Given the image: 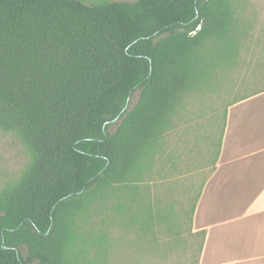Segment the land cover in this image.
I'll use <instances>...</instances> for the list:
<instances>
[{"label":"trees","instance_id":"16d2710c","mask_svg":"<svg viewBox=\"0 0 264 264\" xmlns=\"http://www.w3.org/2000/svg\"><path fill=\"white\" fill-rule=\"evenodd\" d=\"M249 10V0H0V134L27 157L0 186V264H116L122 224L136 252L183 244L187 213L173 198L193 192L175 174L205 129L190 119L197 100L235 86L243 63L252 76L237 86L249 92L226 110L264 91V61H243ZM226 110L219 135H205L215 155ZM164 166L173 178L159 184Z\"/></svg>","mask_w":264,"mask_h":264},{"label":"crops","instance_id":"0c3cea01","mask_svg":"<svg viewBox=\"0 0 264 264\" xmlns=\"http://www.w3.org/2000/svg\"><path fill=\"white\" fill-rule=\"evenodd\" d=\"M195 150L182 168L203 159ZM212 164L199 186L184 178L197 192L192 233H205L198 264H264V91L227 108Z\"/></svg>","mask_w":264,"mask_h":264},{"label":"rangeland","instance_id":"374dc122","mask_svg":"<svg viewBox=\"0 0 264 264\" xmlns=\"http://www.w3.org/2000/svg\"><path fill=\"white\" fill-rule=\"evenodd\" d=\"M85 1L95 2L98 0ZM113 1L133 2L135 0ZM249 3L250 10L247 13V18L251 21V49L248 53L244 54L243 61L246 63L251 62L256 64L260 61H264V0H249ZM244 64L245 63L239 66V68L235 71V74L233 73L234 80H236L235 86L231 85L230 82H227V84L222 87L220 92L211 93L205 98L197 100V104H195L196 114L191 115L190 119L196 125H205V129L197 130L196 134L198 137H200V139L195 150L196 155H204V157L203 159L202 156L196 158L199 161L197 162V166L193 165L182 168V170L179 171L180 173L178 172L175 174L176 178L182 179V186L184 185V178H186L185 181H188L189 174L197 177V186H199L202 179H205L211 173L213 166L212 161L216 151V149L211 147V145L212 143L213 145H216V140L205 138V135L211 131H216V128L219 135L226 107L236 98L244 96L249 92L242 89L245 88L244 86H237L241 83V80L247 79L248 73L252 74L251 68H248L247 64ZM139 95L140 92H136L133 95L131 107L137 103ZM214 121L215 123H213ZM115 128L116 126H113L111 131L115 130ZM26 162L27 157L22 152V148L19 146V144L12 137L0 134V186L3 182L13 179L15 175L22 170ZM170 174H172V171H170ZM168 176L170 175L167 171V166H164L161 173V179H159V184H166L165 178ZM168 178L171 180L173 177L170 176ZM196 196L197 192L195 191V193L190 195L189 203L188 200L186 203L187 198L184 194L179 195L177 198H173V200L177 202L176 205H178L180 208L183 207L187 213V217H184L182 220L184 222L182 230V245H179L177 248H170V250L167 251L168 253L162 249L160 255L156 254V252L153 253L150 251L136 252V249L130 243V241L133 239V235L126 231L125 225L122 224V226L117 229L114 234V238L118 241L117 250L115 253L118 258L120 257L116 264H195L196 258L194 257V253L197 251V248L193 247V243L195 242L188 231H190V215L191 210L195 205ZM198 241H200L199 238Z\"/></svg>","mask_w":264,"mask_h":264},{"label":"water","instance_id":"95a60500","mask_svg":"<svg viewBox=\"0 0 264 264\" xmlns=\"http://www.w3.org/2000/svg\"><path fill=\"white\" fill-rule=\"evenodd\" d=\"M5 248V246H3Z\"/></svg>","mask_w":264,"mask_h":264}]
</instances>
